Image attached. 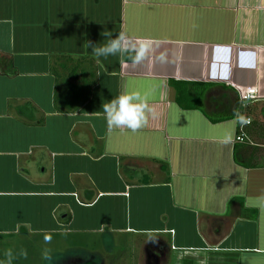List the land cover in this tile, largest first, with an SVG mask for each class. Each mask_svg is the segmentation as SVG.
<instances>
[{"label":"crops","instance_id":"obj_1","mask_svg":"<svg viewBox=\"0 0 264 264\" xmlns=\"http://www.w3.org/2000/svg\"><path fill=\"white\" fill-rule=\"evenodd\" d=\"M121 32L150 44L141 63L93 55ZM125 91L155 110L135 131L104 117ZM258 102L264 0H0V241L95 235L91 264L135 241L147 258L264 264Z\"/></svg>","mask_w":264,"mask_h":264},{"label":"rangeland","instance_id":"obj_2","mask_svg":"<svg viewBox=\"0 0 264 264\" xmlns=\"http://www.w3.org/2000/svg\"><path fill=\"white\" fill-rule=\"evenodd\" d=\"M264 103H256L255 104V112H254V125L260 128L259 132H262L263 137L256 139L260 142H264V119H262V115H260V110L263 112ZM262 129V130H261ZM51 236L52 239L47 244L45 243L44 237ZM95 237L88 236L85 238L83 234H48V235H29V237L25 239H18L16 236L12 238H6V240L0 241V260L6 259L5 253L8 250H12L13 252H17L19 249L23 248L27 251L26 257H17L16 260L13 261V264H49L48 261H45L42 258V253L45 247L50 250V255L52 259L50 264H75L74 260H77L76 264H90V262L96 260L94 258H99L95 252H92L93 248L91 244L87 246V240H92L90 238ZM131 237H135V235H131ZM1 240V239H0ZM86 240V241H85ZM137 240V239H136ZM106 245V243H104ZM132 249L130 248V252H127L126 260L121 263L120 256H112L109 258L111 262L115 261V264H181V260L183 256H180L177 260L176 254L172 255L169 253H165L164 255H158V258L151 257L147 258L143 254V251L140 250L139 242H132ZM108 248L111 250H115L116 248L113 245H110ZM116 251V250H115ZM118 254V253H115ZM98 255L101 254L98 252ZM178 255V254H177ZM60 256V257H59ZM92 256L94 258H92ZM101 259V258H100ZM89 261V262H88ZM108 259H105L104 262H107ZM179 262V263H178Z\"/></svg>","mask_w":264,"mask_h":264},{"label":"clouds","instance_id":"obj_3","mask_svg":"<svg viewBox=\"0 0 264 264\" xmlns=\"http://www.w3.org/2000/svg\"><path fill=\"white\" fill-rule=\"evenodd\" d=\"M91 48L93 55L97 59L100 57L107 58L109 56L126 55L132 64H139L148 54L150 44L144 41H140L138 44H132L127 39L126 34L121 32L113 38L108 39L107 43L101 46L91 45ZM157 59L165 62L166 54H159ZM103 113L106 123L110 128L124 127L132 131L141 128L146 123L148 114L155 116V110L149 106L147 95H141L139 91H125L123 94L117 95L103 105ZM238 122L241 125L248 123L243 116L238 117ZM51 239V236L44 237L46 244ZM26 256L27 251L23 248L17 252H13L10 249L5 253L6 259L0 260V264H13V261L17 257ZM42 258L50 264L52 256L47 247L43 250Z\"/></svg>","mask_w":264,"mask_h":264},{"label":"built area","instance_id":"obj_4","mask_svg":"<svg viewBox=\"0 0 264 264\" xmlns=\"http://www.w3.org/2000/svg\"><path fill=\"white\" fill-rule=\"evenodd\" d=\"M238 93H239V99L242 102V104H245L247 102L255 101L260 98L258 90L255 87L252 86H238L237 87ZM248 123L239 125L237 129V134L234 137V141L236 142H245L247 140V136L245 134L244 126L248 125L250 123L249 119H246Z\"/></svg>","mask_w":264,"mask_h":264},{"label":"trees","instance_id":"obj_5","mask_svg":"<svg viewBox=\"0 0 264 264\" xmlns=\"http://www.w3.org/2000/svg\"><path fill=\"white\" fill-rule=\"evenodd\" d=\"M242 111H244L243 110V108H241V107H238L234 112L235 113H233V115H230L231 117L230 118H233L234 116H236L237 117V120H238V117H240V116H245V113L244 112H242ZM226 118V117H225ZM223 119V118H222ZM210 120L212 121V122H216L217 121V119H215V118H212V117H210ZM219 120H221V119H219ZM238 124H239V122H238Z\"/></svg>","mask_w":264,"mask_h":264},{"label":"flooded vegetation","instance_id":"obj_6","mask_svg":"<svg viewBox=\"0 0 264 264\" xmlns=\"http://www.w3.org/2000/svg\"><path fill=\"white\" fill-rule=\"evenodd\" d=\"M76 262H78V261L76 260ZM76 262H75V263H76ZM88 262H89V261H88ZM90 264H91V262H90Z\"/></svg>","mask_w":264,"mask_h":264}]
</instances>
